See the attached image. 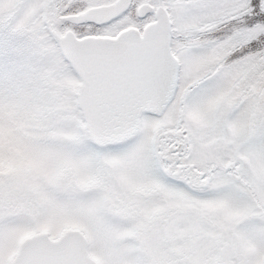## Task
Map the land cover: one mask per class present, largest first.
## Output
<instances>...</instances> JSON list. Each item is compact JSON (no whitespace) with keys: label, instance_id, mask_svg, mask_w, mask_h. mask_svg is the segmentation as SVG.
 <instances>
[{"label":"snow or ice","instance_id":"obj_1","mask_svg":"<svg viewBox=\"0 0 264 264\" xmlns=\"http://www.w3.org/2000/svg\"><path fill=\"white\" fill-rule=\"evenodd\" d=\"M0 264H264V0H0Z\"/></svg>","mask_w":264,"mask_h":264}]
</instances>
